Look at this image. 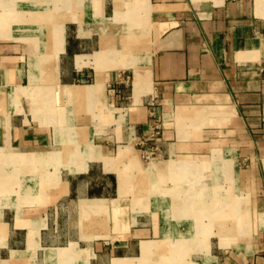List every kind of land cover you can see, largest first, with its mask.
<instances>
[{"label":"crops","instance_id":"crops-1","mask_svg":"<svg viewBox=\"0 0 264 264\" xmlns=\"http://www.w3.org/2000/svg\"><path fill=\"white\" fill-rule=\"evenodd\" d=\"M117 201L110 264H264V0H0V264H94Z\"/></svg>","mask_w":264,"mask_h":264},{"label":"rangeland","instance_id":"rangeland-1","mask_svg":"<svg viewBox=\"0 0 264 264\" xmlns=\"http://www.w3.org/2000/svg\"><path fill=\"white\" fill-rule=\"evenodd\" d=\"M141 149V148H140ZM142 158L145 161H150L152 159H148L141 155ZM118 202V207L114 204H112L109 207V210L102 212L100 214L96 215L93 219L90 220V228L92 232H95V236L90 237H75L77 240H81V247H91L90 254L91 256H95V254H102L98 256L97 259L94 260V264H110L107 260V257L105 258V255H103V252L100 251L101 249H104L107 247V244H105L106 241H113V240H125L127 238L126 234L129 230V217H130V204H120ZM66 238H50L51 241L59 240V241H65ZM92 247L94 248L92 250ZM145 254L148 253L151 249V247H147L146 245L143 247ZM148 250V251H147ZM191 257V256H190ZM180 264H183L185 261H187V264H193L191 263V259L188 260V258L184 259ZM180 259V257H179ZM124 263L125 260H122ZM140 261L137 263L139 264ZM190 262V263H188ZM135 263V262H134ZM145 263V262H144ZM141 262V264H144ZM136 264V263H135Z\"/></svg>","mask_w":264,"mask_h":264},{"label":"built area","instance_id":"built-area-1","mask_svg":"<svg viewBox=\"0 0 264 264\" xmlns=\"http://www.w3.org/2000/svg\"><path fill=\"white\" fill-rule=\"evenodd\" d=\"M124 82L130 83L131 77L125 74L121 77ZM161 134L159 126H155V130L151 132L150 139L141 141V151L144 157L148 159L154 158L160 151L161 146L159 142V136Z\"/></svg>","mask_w":264,"mask_h":264},{"label":"bare ground","instance_id":"bare-ground-1","mask_svg":"<svg viewBox=\"0 0 264 264\" xmlns=\"http://www.w3.org/2000/svg\"><path fill=\"white\" fill-rule=\"evenodd\" d=\"M182 202V201H181ZM192 203V202H191ZM148 251V250H147ZM122 259H115L114 264H123ZM163 263V262H162Z\"/></svg>","mask_w":264,"mask_h":264}]
</instances>
